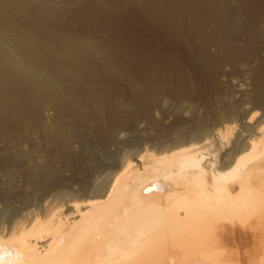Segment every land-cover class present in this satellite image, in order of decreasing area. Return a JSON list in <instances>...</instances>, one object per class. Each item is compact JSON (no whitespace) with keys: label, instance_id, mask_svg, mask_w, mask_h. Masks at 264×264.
Returning a JSON list of instances; mask_svg holds the SVG:
<instances>
[{"label":"bare ground","instance_id":"6f19581e","mask_svg":"<svg viewBox=\"0 0 264 264\" xmlns=\"http://www.w3.org/2000/svg\"><path fill=\"white\" fill-rule=\"evenodd\" d=\"M141 15L147 25L137 20ZM70 17L84 31L75 32ZM173 28L180 32L178 46L214 73L223 63L248 64L264 49V0H0V140L14 128L13 117L34 116L36 105L62 98L56 105L61 125L78 129L74 115L81 111L95 141L86 135L91 143L84 145L76 133L61 144L46 138L48 147L34 146L40 156L47 152L34 156L41 161L33 168L0 158L12 189L29 187L40 196L34 208L23 200L0 220V264H264V60L251 77L249 98L216 114L221 86L211 80L206 95L192 88L184 73L187 58L168 50ZM98 30L111 36L100 40ZM197 38L215 46L216 59L203 44L193 45ZM117 76L140 82L132 85L137 89L130 104L137 105L138 120L153 123L151 113L164 103L156 87L169 89L173 98L181 89L178 102H187L180 109L187 116L154 123L141 150L123 142L107 152L117 143L111 145L118 136L112 132L120 134L123 122L136 118L128 113L131 106L112 100L109 84ZM88 101L91 112L81 108ZM101 112L109 131L97 124ZM31 122L26 124L35 131ZM74 137L81 142L76 152ZM16 199L0 190L6 208Z\"/></svg>","mask_w":264,"mask_h":264},{"label":"rangeland","instance_id":"374dc122","mask_svg":"<svg viewBox=\"0 0 264 264\" xmlns=\"http://www.w3.org/2000/svg\"><path fill=\"white\" fill-rule=\"evenodd\" d=\"M142 17H140L139 16V18H138V16H136V18H137V20L139 21L140 20V22H144V16L143 15H141ZM69 18V17H68ZM67 18L66 17H64L63 18V20H66ZM76 20V18H71L70 17V23H72V25H71V27H73V30H75V32H82V31H84V29H85V27H84V25L82 24V23H80V25H79V23H77V22H79V21H75ZM81 22V21H80ZM172 25L174 24H176V20L175 19H173L172 21ZM145 23V22H144ZM146 24V23H145ZM144 24V25H145ZM147 25V24H146ZM76 26V27H75ZM207 26H210V25H207ZM206 26V27H207ZM174 29V28H173ZM172 29V32L174 31V33H172L174 36H175V38H174V36H173V40L171 41L175 46H176V44H177V46H178V43H179V35H180V32L178 31V30H176V29H174L173 30ZM205 30H207V33H210L211 31H212V26H210V27H208V28H205ZM79 32V33H80ZM175 32H176V34H175ZM96 33H98L99 35H100V40H108L109 39V37L111 36V34L109 33V32H107L106 30H98ZM98 34H97V36H98ZM210 35V34H209ZM107 38V39H106ZM195 41H193V45H195V46H198V45H202V47L204 48V50L207 52V54L209 55V57L212 59V60H214V59H216V57L218 56V52H217V49L215 48V46L213 45V44H211L210 45V43L208 42V41H206V42H204L201 38L200 39H194ZM245 41L244 40H242L241 41V46H242V44L244 43ZM260 44L261 45H263L264 46V35H262V37H261V39H260ZM172 46V44H171V46H169V48H168V50H170L172 53H174V52H178L177 53V56L180 58H182V61L184 62L185 61V59L187 58V60H188V63H186L185 65H187V67H186V69L184 70V71H186V72H184L186 75H187V78H189V82H190V85H191V83H192V88L194 87L195 88V90H197V89H200L199 90V92H201V93H199L198 92V90H197V92L199 93V94H202V95H206L207 93H209V92H211L210 91V89L209 88H207V83L209 84V83H211V80H214L217 84H218V86L220 87V89L222 90V102H223V104H221V103H215V106L213 105V107L212 108H214L213 110H214V112L217 114L218 112H220L222 109H224L223 107L224 106H230V105H232L233 103H235L237 100H240V99H242L243 97H245V98H249V94L252 92V79H251V77L253 78V72H254V70L258 67V64H259V61H261V60H264V49L262 50V52H260L259 53V55H258V58H256L255 60H253V61H251V63H248V64H244V62H228V63H223L222 65H220L221 66V68L220 67H218V69L216 70L218 73H214L213 72V69L215 70V68H212V67H209L208 65H206V62H205V60H203V61H201V59H199L194 53H193V51H189V50H187L186 49V51H185V48L184 47H182L183 45L181 44V45H179L180 47H182V48H179V46L177 47H175V46ZM240 45V44H239ZM170 47L173 49H170ZM184 48V49H183ZM179 50V51H178ZM185 51V52H184ZM189 51V52H188ZM219 51V50H218ZM181 52V53H180ZM188 53V55H187V53ZM184 55V56H183ZM223 55H225L224 56V58L225 59H229V55L228 54H223ZM188 56V57H187ZM189 58V59H188ZM196 58H198L197 60H198V65H197V60H196ZM194 60H196V61H194ZM200 60V61H199ZM228 61V60H227ZM199 62H201V64L199 63ZM200 64V65H199ZM195 66V67H194ZM202 66V67H201ZM203 66H204V68H203ZM208 66V68H206ZM192 67H193V69H192ZM126 66L124 67V71L128 68H126ZM195 68H197V69H195ZM201 68V69H200ZM237 68V69H236ZM205 69V70H204ZM206 69H207V71H206ZM220 69V70H219ZM234 69H236V70H234ZM129 69H127L126 71H128ZM192 70V71H191ZM194 70H197V72L196 71H194ZM210 70V72L211 73H209L208 71ZM204 71V72H203ZM235 71V72H234ZM188 73V74H187ZM206 73L208 74V77L206 76ZM213 73V74H212ZM199 75V76H198ZM214 75H216V76H214ZM196 76H197V78H196ZM102 77H103V75H102ZM104 79L106 78V77H103ZM107 78H108V76H107ZM106 78V79H107ZM117 79L119 80H110L111 82H112V84L110 83L109 84V86L110 87H112L113 89V95H112V100H113V102H114V104L116 105L117 104V102H120V104L118 103L117 105H122V106H124V105H126V108L128 107L129 108V106H131L130 107V109H128L129 111H128V113L129 112H132L133 114L132 115H134L136 118L135 119H131V121L129 120H126V121H124L123 122V126H125V129L126 130H123L120 134H118L119 133V129H117L114 133L112 132V135H113V137L114 136H116V135H118V136H116V137H114L116 140H118V141H115V139L113 138L112 139V143H111V145H113V143H116L115 145H113L112 147H110L108 150H107V152H110V153H113V152H115L116 150L115 149H118V147L119 148H122V146L124 145V146H128V144H130V147H131V149L132 150H141L142 149V146L140 145V144H142L147 138H149L153 133H154V130L152 129V126L155 128V124L154 123H156L157 125L159 124V125H168V124H170V122L172 123L173 122V118H175V117H177V116H180V117H186L187 115L186 114H182V111H180V109L182 108H184V106H185V103H187V102H178L179 101V98L181 97V93H182V90L181 89H179L178 88V90H177V94H174L173 96H174V98L172 97V96H168L166 93L169 91V89H163L162 90V88L161 87H156L155 88V90H154V92L155 91H157V92H155V94H157V93H159V94H157V95H159L160 97H162L163 98V101H164V103H160V105H159V107L161 106V110L160 109H156V110H154V112H152L151 113V119H152V121H153V123L151 122V121H149V120H145L144 118L142 119V118H140V120H138V113L139 112H137V105L136 104H134V106H132L133 105V102L135 103V101L133 100V90H136L137 88H138V86H140V82H138V81H134V80H132V82H129V83H127V82H125V79L122 77V79H121V76H117ZM217 81H216V80ZM108 80V79H107ZM199 80V81H198ZM108 82V81H107ZM198 84H197V83ZM203 83V84H201V83ZM135 83V85L134 86H136L135 88L132 86L133 84ZM139 83V85H136V84H138ZM114 84H116V85H114ZM201 84V85H200ZM92 85H93V83H92ZM91 85V86H92ZM95 85V84H94ZM194 85V86H193ZM198 85V86H197ZM203 85H204V87H206V88H203ZM96 86V85H95ZM117 86V87H116ZM130 86V87H129ZM202 86V87H201ZM93 87V86H92ZM120 87V88H119ZM127 87H129L130 89L128 90V88ZM134 89H133V88ZM93 88H95V87H93ZM125 88V89H124ZM127 88V89H126ZM60 89V88H59ZM204 89H205V91L207 92H204ZM115 90V91H114ZM117 90H119L120 91V93H119V91H117ZM125 90H126V92L128 93V95H127V93L126 94H123L122 92H124L125 93ZM129 91V92H128ZM160 91V92H159ZM119 93V94H122V96L124 97V99H123V97L121 96V95H118L117 94V96H116V93ZM224 92H225V94H224ZM131 93V95H129ZM162 93V94H161ZM164 94H166L167 95V97H165L166 95H164ZM246 94H247V96H246ZM62 95V94H61ZM163 95V96H162ZM251 95V94H250ZM130 96V97H129ZM176 96H178V97H176ZM62 97V96H61ZM120 97L122 98V99H120ZM170 97H171V99H170ZM68 98H69V100H71V98H72V96H68ZM116 98H119V100L118 99H116ZM176 98V99H175ZM56 99V100H55ZM65 99V98H64ZM63 99V100H64ZM116 99V100H115ZM129 99V100H128ZM175 99V100H174ZM60 100H62V98L61 99H59L58 98V100H57V98H51L50 99V101L53 103H51L50 101H49V103L51 104L50 106H48L49 104H48V102L46 103V104H41V106L40 107H37V105H36V107H35V110H37L36 108H38V110L37 111H35L34 112V116L33 115H31V116H33V117H31V116H27V114H22L21 116L20 115H18L19 116V118H18V116H16V117H13L12 118V123H14V128L13 129H11V131L9 132V134H6L5 135V133L3 134V138H1L2 140H0V158L1 159H7V157H8V159H17L19 162H21L20 164L21 165H23V167H24V165L27 163L28 165H29V167H31V168H33L32 167V165L33 166H35L34 164H36V162H39V161H41V160H39V159H42V157H44L45 156V154H46V152L47 151H43V153H40V154H44V155H39V154H36V152H35V148H34V146L37 148V147H39V146H41V145H43V143H44V147H46L47 146V144L46 143H48L46 140H48L49 141V143L48 144H50V142L52 141V142H54V144L56 143H62L63 142V140L65 139V135L66 134H69L70 135V137H72L73 138V136L75 135V133H76V138H79V140H80V137H83L82 138V140H84V141H82V143L84 142V145H85V141L86 140H88V142L89 141H91V140H89L90 138L94 141V139L92 138L93 136H92V134H94L93 132V130H94V127H93V125H92V123H91V121H90V119H84L83 120V118H82V116H83V114L81 113V111H80V114L78 113V115H74V119L76 120V121H78L79 122V127H78V129H75V128H73L72 130H69L68 128H69V126H68V128H67V126H65L66 125V123H64L63 125H61V120H60V117H59V109L58 108H60L61 106H60V102L58 103V101H60ZM72 100H73V98H72ZM115 100V101H114ZM74 101V100H73ZM72 101V102H73ZM126 101V102H125ZM56 104H55V103ZM62 102V101H61ZM69 102H71V101H69ZM87 102V101H86ZM86 102H84V103H82L81 105V108H82V110L83 111H85L86 109H88V111L89 112H91V108L89 107V105H91V103H92V105H93V102H90V101H88L89 102V104H88V106H87V108H86ZM129 102V103H128ZM177 102L179 103V104H177ZM22 103H23V101H22ZM129 105H128V104ZM182 103V104H181ZM130 104H132V105H130ZM181 104V105H180ZM53 105V106H52ZM59 106L58 108H57V106ZM91 105V106H92ZM219 105V106H218ZM85 106V107H84ZM45 107H48V108H46L45 110V112L44 111H42V109L43 108H45ZM89 107V108H88ZM119 107V106H118ZM125 107V106H124ZM132 107H134V108H132ZM245 107H247V105L245 106ZM41 108V111L39 110ZM179 108V109H178ZM204 108V107H203ZM177 109H178V111H177ZM58 110V111H57ZM40 112V114H36V112ZM87 111V112H88ZM156 111V112H155ZM173 111V112H172ZM38 112V113H39ZM42 112V113H41ZM161 112H165V114L167 115V118H165V119H163V117H162V115H161ZM102 113V112H101ZM156 113V114H155ZM260 113V112H259ZM175 114V115H174ZM180 114V115H179ZM138 117H137V116ZM184 115H186V116H184ZM37 116H39V118L37 117ZM175 116V117H174ZM105 118H106V120H107V116L105 115V113H104V115H103V113H102V116H98V119L97 120H99L98 122H97V124H98V126L100 125V121H101V126H100V128H102L103 129V127L105 126L107 129H109L110 130V124H109V120H105ZM124 118H127V116L126 117H124ZM123 118V119H124ZM137 119V120H136ZM27 121H28V123L29 122H33V124L35 125L36 123V129H35V131H33V129H32V125H30V126H28L27 124ZM60 121V122H59ZM90 121V122H89ZM147 121V122H146ZM31 122V123H32ZM59 122V123H58ZM108 122V123H107ZM129 124H128V123ZM133 124H132V123ZM135 122V123H134ZM136 122H137V124H136ZM140 122V123H139ZM151 123V126L149 125V123ZM27 123V124H26ZM63 123V122H62ZM132 125H134V126H131V124ZM165 123V124H164ZM30 124V123H29ZM103 125V126H102ZM41 126H43V127H41ZM17 129H16V128ZM31 127V128H30ZM104 127V129L106 130V131H109V130H107L106 128ZM133 127H135V128H133ZM137 127V128H136ZM41 129V130H40ZM68 129V130H67ZM103 129V130H104ZM236 129H238V127H236ZM21 130V131H20ZM49 132H48V131ZM79 130H80V132H81V134L79 133V135H78V132H79ZM81 130H83V131H81ZM17 131V132H16ZM70 131H72V132H70ZM235 131V130H234ZM233 131V132H234ZM43 132V133H42ZM47 132V133H46ZM63 132V133H62ZM86 132V133H85ZM90 132V133H89ZM117 132V133H116ZM46 133V134H45ZM51 133H53V134H51ZM71 133V134H70ZM85 133V134H84ZM45 134V135H44ZM47 134H48V136H47ZM114 134H116V135H114ZM121 134H123V135H121ZM29 135V136H28ZM51 137H50V136ZM54 135V136H53ZM56 135H57V137H56ZM80 135H82V136H80ZM85 135V136H84ZM86 135H88V137H90V138H85L86 137ZM120 135V136H119ZM136 137H135V136ZM122 136V137H121ZM141 136V137H140ZM148 136V137H147ZM233 134L232 135H230V141L233 139ZM10 137H11V139H10ZM53 137V138H52ZM56 137V138H55ZM142 137H143V139H142ZM13 138V139H12ZM43 138H44V140H43ZM46 138H49V139H46ZM76 138L74 137V139H72L73 141V150H74V152H76V150L80 147L79 145V142L80 141H77L76 142ZM123 138V139H122ZM126 138H127V140H126ZM46 139V140H45ZM51 139V140H50ZM7 140V141H6ZM12 140V141H11ZM17 140V141H16ZM54 140V141H53ZM78 140V139H77ZM122 140V141H121ZM46 141V142H45ZM115 141V142H114ZM127 141V142H126ZM229 141V140H228ZM20 142V143H19ZM64 142H65V140H64ZM63 142V143H64ZM95 142V141H94ZM121 142V143H120ZM123 142H124V144H123ZM22 143V144H21ZM81 143V142H80ZM90 143L91 142H89V143H87L86 142V145L87 144H89L90 145ZM126 143H127V145H126ZM20 144V145H19ZM53 144V143H52ZM77 144V145H76ZM79 144V145H78ZM92 144H93V142H92ZM91 144V145H92ZM117 144H119V145H117ZM231 144V143H230ZM230 144H227L226 145V147H229L230 146ZM23 145V146H22ZM138 145L140 146V148L138 147ZM88 146V145H87ZM123 146V147H124ZM135 146V147H134ZM42 147V146H41ZM48 147V146H47ZM115 147H117V148H115ZM129 147V146H128ZM127 147V148H128ZM81 148V147H80ZM31 150V151H30ZM33 151L35 152V153H33ZM90 152H91V150H89ZM26 152V153H25ZM78 152V151H77ZM145 152V151H144ZM144 152H142V154L144 153ZM87 154V153H86ZM39 155V157H41V158H39V159H36L34 156H38ZM106 156V158H105V160H103L104 162H107L108 163V161H110L109 160V156H108V154H106L105 155ZM37 160V161H36ZM16 161V160H15ZM27 161V162H26ZM100 162V163H104V162ZM25 162V163H24ZM26 164V166L24 167V168H29V167H27L28 165ZM89 165H91V164H89ZM30 168V169H31ZM2 169L0 168V190H1V192H3V193H6L7 195H10V194H12V195H14L17 199H16V203L15 202H13V203H11V205H10V207H12V208H10V207H5L4 205H3V203L1 204L0 203V212H2L3 214H1L0 213V220H8V217H9V215H10V213H11V210H13V207H16V208H18V207H21V204L23 203V200L25 201V202H27L28 204L30 203V205L29 206H32L31 207V209L32 208H34V206H37L38 204H36V202L38 203L39 202V197L40 196H38L39 194H38V192H37V197H36V195L34 194V193H30V189H28L27 188V190L26 189H23L24 188V186L21 188V187H16L17 189L16 190H21V192L19 191H15L14 189H12L13 187H12V185L11 184H9V180H7L8 178H10L11 176H9L8 174L9 173H7V171L5 170H2ZM27 169H24V171H26ZM35 173V172H34ZM28 176L26 177V176H24V178H27V179H29L28 181H33L32 180V178H31V176H29L30 174H27ZM3 176V177H2ZM8 177V178H7ZM3 179H4V181H3ZM11 185V186H10ZM7 187V188H6ZM23 190L25 191V192H23ZM20 193H21V195H20ZM23 193V194H22ZM29 194V195H28ZM31 194H33V195H31ZM26 195H27V197H26ZM31 195V196H30ZM22 196H25L24 198L22 197ZM34 196V197H33ZM21 197H22V200H21ZM19 200V201H18ZM20 200L22 201V202H20ZM32 200V201H31ZM35 203L36 205H34L33 203ZM31 204H33V205H31ZM29 209H30V207H29ZM4 211H8L7 213L6 212H4ZM10 212V213H9ZM9 213V214H8ZM5 222V221H4Z\"/></svg>","mask_w":264,"mask_h":264}]
</instances>
